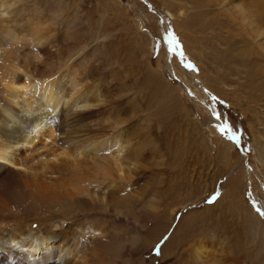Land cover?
Returning <instances> with one entry per match:
<instances>
[{"label": "rangeland", "instance_id": "1", "mask_svg": "<svg viewBox=\"0 0 264 264\" xmlns=\"http://www.w3.org/2000/svg\"><path fill=\"white\" fill-rule=\"evenodd\" d=\"M249 1L9 0L0 29L20 17L16 52L28 28L39 29L46 51L35 53V73L70 72L96 104L87 120L57 113V136L71 144L102 132L110 143L128 128L143 145L124 171L113 147L99 149L113 163L110 179L91 163L54 170L60 179L81 174L82 192L65 185L62 207L24 201L0 221L52 229L54 250H76L69 264H186L191 242L207 247L197 264H264L254 198L264 201V168L253 154L255 142L264 151V14Z\"/></svg>", "mask_w": 264, "mask_h": 264}, {"label": "bare ground", "instance_id": "2", "mask_svg": "<svg viewBox=\"0 0 264 264\" xmlns=\"http://www.w3.org/2000/svg\"><path fill=\"white\" fill-rule=\"evenodd\" d=\"M8 2L9 0H0V17L4 16L10 7ZM248 6L252 11L264 14V0H250ZM235 7L237 11H242V5L237 4ZM180 14H183L182 10ZM167 17L172 18L173 16L168 13ZM19 18L14 14L7 21L21 25L22 23H18ZM15 24L0 29L2 36L0 45H3L0 48V214L13 207L16 208L24 201H28L27 204L30 203L32 207L42 206L44 203H47V206L60 204L62 207V194L67 192L63 188L65 185L75 186L80 183L78 178L82 175L78 174L75 177L72 174L71 178L60 179L61 177L57 178L54 170L60 173L64 169H69L71 173H81L80 164L91 163L96 166L101 165L100 172L109 177L113 165L111 160L110 162L108 158L98 155L99 149L107 145L108 135L105 136L102 132L101 134L96 133L82 142L71 144L68 143L69 138L57 136L58 129L61 128L58 127L60 112L76 113L79 120H87L94 114V109L90 108L92 103L88 99L89 96L86 98L85 93L80 92L76 87L75 77L73 78L70 72L63 70L57 74L54 72V74L35 73L33 65L41 59L35 53L43 50L42 45L46 39L41 36L39 29L34 30L35 28L30 27L28 28L29 38L22 44L26 48L16 52L18 47L14 43L16 41ZM170 89L173 88L170 87ZM95 105L92 106L95 107ZM98 106L99 103H97ZM185 110L190 115L188 109L185 108ZM88 132L91 131L88 130ZM133 137L135 136L132 130L124 128L123 131L112 136L108 143L115 151L114 163L119 171L121 169L124 171L125 167L122 165H130L131 160L136 156V151H139V147L143 145L133 140ZM214 138L217 140L216 137ZM257 143L255 142L253 154L260 167L264 168V151ZM221 147L222 151H226L230 156L231 146L225 144ZM243 156L245 158L247 154L243 153ZM131 164L132 167L135 166V162ZM10 166L15 169L12 170ZM130 169L129 167L126 171ZM250 173L251 170H248V176ZM239 180V177L232 179L230 185L233 190L237 189ZM112 185H114L113 182ZM76 186L82 192V189ZM109 186L111 187V184ZM91 196L93 198V194ZM254 196L260 204V209L263 210L264 201H259L258 196ZM50 208L52 209L51 206ZM35 226L22 220L17 223L0 221V264H49L54 256H57L60 264L62 262L63 264L71 263L76 250L71 251L66 248L54 250L51 244L54 237L53 230H41L39 225L35 224ZM193 243L190 244L193 247L188 249L189 253H192H182L185 255L186 264H197L196 257L202 256L204 259L201 253H205L207 247L203 249L201 244L194 245ZM169 245L170 241L162 248L163 253H169ZM17 246L27 247L23 251L15 249ZM179 256H181L180 251H176V257L173 259L176 260Z\"/></svg>", "mask_w": 264, "mask_h": 264}, {"label": "snow or ice", "instance_id": "3", "mask_svg": "<svg viewBox=\"0 0 264 264\" xmlns=\"http://www.w3.org/2000/svg\"><path fill=\"white\" fill-rule=\"evenodd\" d=\"M190 66V65H189ZM232 139H236V134L233 135ZM211 202V201H210ZM262 215H264V210L257 209Z\"/></svg>", "mask_w": 264, "mask_h": 264}, {"label": "water", "instance_id": "4", "mask_svg": "<svg viewBox=\"0 0 264 264\" xmlns=\"http://www.w3.org/2000/svg\"><path fill=\"white\" fill-rule=\"evenodd\" d=\"M151 10H152V9H151ZM157 16H159V15H157ZM254 198H255V197H254ZM255 200H256V198H255ZM259 201H260V199H259ZM256 202H258V201H256ZM258 203H259V202H258ZM258 203H257V204H258Z\"/></svg>", "mask_w": 264, "mask_h": 264}]
</instances>
